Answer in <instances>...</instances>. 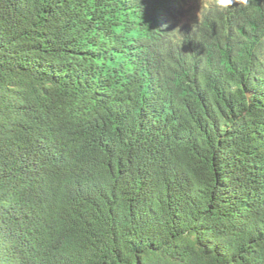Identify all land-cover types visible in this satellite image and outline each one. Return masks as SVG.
I'll return each mask as SVG.
<instances>
[{
    "label": "trees",
    "instance_id": "1",
    "mask_svg": "<svg viewBox=\"0 0 264 264\" xmlns=\"http://www.w3.org/2000/svg\"><path fill=\"white\" fill-rule=\"evenodd\" d=\"M0 264H264V0H0Z\"/></svg>",
    "mask_w": 264,
    "mask_h": 264
},
{
    "label": "clouds",
    "instance_id": "2",
    "mask_svg": "<svg viewBox=\"0 0 264 264\" xmlns=\"http://www.w3.org/2000/svg\"><path fill=\"white\" fill-rule=\"evenodd\" d=\"M233 2L234 0H202V8L208 10L214 6L217 10H224L228 9ZM238 2L245 6L248 4V0H238Z\"/></svg>",
    "mask_w": 264,
    "mask_h": 264
}]
</instances>
